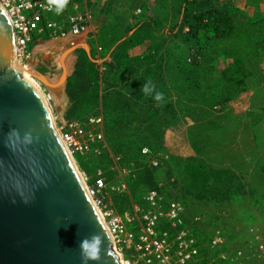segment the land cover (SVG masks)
Segmentation results:
<instances>
[{
	"label": "rangeland",
	"instance_id": "374dc122",
	"mask_svg": "<svg viewBox=\"0 0 264 264\" xmlns=\"http://www.w3.org/2000/svg\"><path fill=\"white\" fill-rule=\"evenodd\" d=\"M91 4L87 41L37 40L33 66L61 132L81 120L103 133L100 154L72 149L88 187L105 182L94 201L120 214L181 201L196 234L222 229L264 264V0Z\"/></svg>",
	"mask_w": 264,
	"mask_h": 264
},
{
	"label": "water",
	"instance_id": "95a60500",
	"mask_svg": "<svg viewBox=\"0 0 264 264\" xmlns=\"http://www.w3.org/2000/svg\"><path fill=\"white\" fill-rule=\"evenodd\" d=\"M14 28L0 2V264H122L86 191L45 94L17 63ZM32 53L31 60H35ZM89 249L93 242L85 240Z\"/></svg>",
	"mask_w": 264,
	"mask_h": 264
},
{
	"label": "built area",
	"instance_id": "2783aa9c",
	"mask_svg": "<svg viewBox=\"0 0 264 264\" xmlns=\"http://www.w3.org/2000/svg\"><path fill=\"white\" fill-rule=\"evenodd\" d=\"M0 2L11 18L21 62L29 61L37 40L85 43L96 23L91 0H69L60 14L55 12V5L50 9L48 0ZM102 121V115L90 118L91 125ZM62 133L70 148L83 154H100L105 146L102 131L87 127L85 121L70 122ZM104 187L102 178L95 187L89 186V193L98 204L101 203L98 193ZM112 188L115 190L116 186ZM157 193L154 191L152 197ZM165 205L153 203L138 207L133 213L106 212L117 245L122 243L129 251L127 264H253L242 247L228 245V236L222 229L212 236L196 234L194 220L187 219V207L181 201L173 200ZM130 225L133 226L129 228Z\"/></svg>",
	"mask_w": 264,
	"mask_h": 264
},
{
	"label": "bare ground",
	"instance_id": "6f19581e",
	"mask_svg": "<svg viewBox=\"0 0 264 264\" xmlns=\"http://www.w3.org/2000/svg\"><path fill=\"white\" fill-rule=\"evenodd\" d=\"M17 63H18V66H19V68H20L21 73H22L24 76H28V77H30V78L33 80V82H34V83H35V84L41 89V91L45 94L43 88L41 87L40 82L36 79V77H39V74H38V72L35 70V68H34V66H33V64H34L33 61H31L30 63H26V62H21V61L19 60V58H17ZM45 96H46V98H47V102H48V105H49V108H50V111H51V114H52L53 123H54L55 127L57 128V130L59 131V133L61 134V136H62V138H63V140H64V143H65V145H66V148L68 149V151H69V153H70V155H71V157H72V159H73V161H74V163H75V165H76V168H77V170H78V173H79V175H80V177H81V179H82V181H83V183H84V185H85L86 191L88 192L89 197H90V199L92 200V202H93V204H94V206H95V208H96V210H97V212H98V214H99V216H100V219H101V221H102V224H103V226H104V228H105V230H106V232H107V234H108V237H109V239H110L111 245H112L113 249L115 250V252L117 253V255H118L119 260L121 261V263H122V264H127V263H125V260H124V258H123L122 253H121V252L116 248V246H115L114 235H113V233H112V231H111V229H110V227H109V224H108V222H107V220H106V218H105L106 213H105V212H104V213L102 212L101 208L96 204L97 202L94 201V199H93L94 197L90 195V193H89V187H88V185L86 184L85 180L83 179V177H82V175H81V172H80V170H79V168H78V166H77V164H76V162H75V158H74V156H73V151H72V149L70 148V146H69V144L67 143V141L65 140V138H64V136H63V133L61 132V129L58 127V125H57V123H56V119H55L54 114H53V110H52L51 104H50V102H49V99H48V97H47L46 94H45ZM104 214H105V215H104Z\"/></svg>",
	"mask_w": 264,
	"mask_h": 264
},
{
	"label": "clouds",
	"instance_id": "9594fccd",
	"mask_svg": "<svg viewBox=\"0 0 264 264\" xmlns=\"http://www.w3.org/2000/svg\"><path fill=\"white\" fill-rule=\"evenodd\" d=\"M48 3L50 9L52 5H55V12L60 14L64 10L65 6L69 3V0H48ZM141 91L146 97L152 96L157 101V106H160V103L164 99L163 93L156 89L155 84L151 81V79H149L147 83L142 84ZM86 239L93 242L91 249H89L88 246L84 244ZM99 243L100 240L97 234H94L90 238H85L81 241V258L84 264H87L89 260H94L96 258V245Z\"/></svg>",
	"mask_w": 264,
	"mask_h": 264
},
{
	"label": "trees",
	"instance_id": "16d2710c",
	"mask_svg": "<svg viewBox=\"0 0 264 264\" xmlns=\"http://www.w3.org/2000/svg\"><path fill=\"white\" fill-rule=\"evenodd\" d=\"M193 17H200V15L199 14H194Z\"/></svg>",
	"mask_w": 264,
	"mask_h": 264
}]
</instances>
